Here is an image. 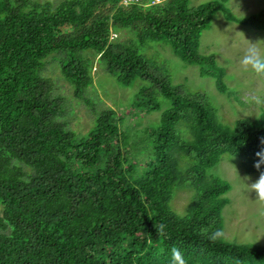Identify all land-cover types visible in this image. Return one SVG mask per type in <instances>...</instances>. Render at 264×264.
<instances>
[{
	"label": "trees",
	"instance_id": "trees-1",
	"mask_svg": "<svg viewBox=\"0 0 264 264\" xmlns=\"http://www.w3.org/2000/svg\"><path fill=\"white\" fill-rule=\"evenodd\" d=\"M149 1L0 0V264H169L172 247L189 264H264V244L208 239L223 228L231 185L206 173L225 153L239 158L246 174L264 172V164L254 167L264 151V108L256 119L224 126L204 92L182 93L132 40L112 37L126 29L140 43L167 44L226 94L225 69L199 53L201 34L219 11L227 21L264 30V6L238 18L228 0L194 7L188 0ZM55 52L67 53L60 72L75 98L93 82V58L122 86L145 83L137 95L147 112L161 109L157 94L169 102L149 130L152 152L144 163L120 148L111 108L98 111L79 141L58 121L63 100L37 73ZM182 119L189 124L183 136L176 130ZM185 185L195 196L179 215L170 201Z\"/></svg>",
	"mask_w": 264,
	"mask_h": 264
},
{
	"label": "rangeland",
	"instance_id": "rangeland-1",
	"mask_svg": "<svg viewBox=\"0 0 264 264\" xmlns=\"http://www.w3.org/2000/svg\"><path fill=\"white\" fill-rule=\"evenodd\" d=\"M48 2V0H33ZM63 0H56L57 5ZM210 0H188V6L194 7ZM264 6V0H228L227 7L238 18L256 13ZM112 37L121 43L133 41L138 53L155 60L164 68L171 83L182 93L204 92L211 104L215 120L224 125H233L239 118L256 119L264 108V78L245 73L240 67V59L251 43L264 50V30L227 21L222 12H216L199 40V53L212 54L218 65L225 69V83L228 91L220 94L211 77L200 76L199 66L186 64L176 57L167 44L159 41L140 43L126 29ZM91 53V52H86ZM92 54V53H91ZM94 57V55H91ZM67 53H51L43 60V67L38 74L49 80L50 94L63 100V112L58 121L74 134L76 141L84 138L93 127L98 111L111 108L116 112V123L120 131L119 146L127 150L130 161L144 163L152 152V140L149 130L158 124L161 111L169 102L160 94L155 99L161 105L159 111L147 112L143 101L137 94L145 85L136 79L128 86H122L104 70L99 60L91 59L93 67L92 84L86 89L82 99L75 98L71 85L62 77L60 68L67 60ZM189 124L180 120L176 130L180 135L186 134ZM179 158H183L180 157ZM148 160V159H147ZM135 162V161H134ZM182 162V161H181ZM179 163V162H178ZM184 165L180 163L179 168ZM207 175L227 180L231 188L225 194L227 204L221 216L226 239L224 241L238 244H264V204L258 202L255 193H249L246 184L255 182L258 174H246L239 158L225 153L218 164L206 171ZM248 179H245V178ZM186 188V189H185ZM175 190L170 207L179 215L187 213L188 206L195 196L192 187ZM2 206L0 204V214Z\"/></svg>",
	"mask_w": 264,
	"mask_h": 264
},
{
	"label": "clouds",
	"instance_id": "clouds-1",
	"mask_svg": "<svg viewBox=\"0 0 264 264\" xmlns=\"http://www.w3.org/2000/svg\"><path fill=\"white\" fill-rule=\"evenodd\" d=\"M158 4H165L166 0H156ZM51 5L56 4V0H48ZM259 42V41H258ZM258 42L251 43L250 46L244 52V55L240 59V67L245 73H250L251 75L259 78H264V50L257 46ZM258 157L257 162L254 164L256 169H260L261 165L264 164V151L256 153ZM245 179H248L247 177ZM249 193L254 192L255 197L258 202L264 204V172H261L259 178L251 183L246 184ZM155 228L158 236L165 235L166 226L163 223L155 224ZM204 233L207 232L206 229L202 230ZM208 239L213 243L223 242L226 239V233L224 229L217 228L211 232ZM169 264H189L185 257L184 252L178 247H172L170 251V262Z\"/></svg>",
	"mask_w": 264,
	"mask_h": 264
},
{
	"label": "built area",
	"instance_id": "built-area-1",
	"mask_svg": "<svg viewBox=\"0 0 264 264\" xmlns=\"http://www.w3.org/2000/svg\"><path fill=\"white\" fill-rule=\"evenodd\" d=\"M143 0H120V4L123 6H127L131 3H137V2H142ZM150 4H156V0H150L149 1Z\"/></svg>",
	"mask_w": 264,
	"mask_h": 264
}]
</instances>
